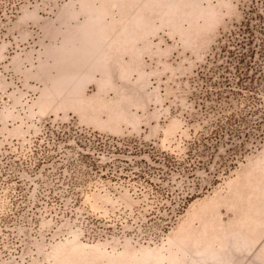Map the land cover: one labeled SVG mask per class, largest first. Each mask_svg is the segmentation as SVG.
Listing matches in <instances>:
<instances>
[{"label": "rangeland", "instance_id": "obj_1", "mask_svg": "<svg viewBox=\"0 0 264 264\" xmlns=\"http://www.w3.org/2000/svg\"><path fill=\"white\" fill-rule=\"evenodd\" d=\"M255 1L0 0V264H264V136L192 151Z\"/></svg>", "mask_w": 264, "mask_h": 264}, {"label": "trees", "instance_id": "obj_2", "mask_svg": "<svg viewBox=\"0 0 264 264\" xmlns=\"http://www.w3.org/2000/svg\"><path fill=\"white\" fill-rule=\"evenodd\" d=\"M249 8L233 37L234 46L231 41L221 46L224 63L218 66L219 80L209 79L212 90L207 98L232 110L217 117L210 133H203L192 145L201 159L215 155L220 145H229L232 161L225 170L234 165L251 138L264 136V0Z\"/></svg>", "mask_w": 264, "mask_h": 264}]
</instances>
